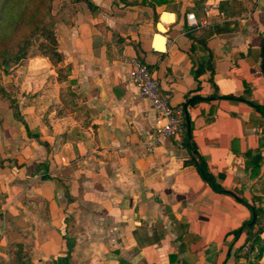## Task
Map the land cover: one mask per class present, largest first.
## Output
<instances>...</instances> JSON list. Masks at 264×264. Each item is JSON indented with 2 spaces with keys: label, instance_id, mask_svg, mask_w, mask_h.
I'll list each match as a JSON object with an SVG mask.
<instances>
[{
  "label": "crops",
  "instance_id": "0c3cea01",
  "mask_svg": "<svg viewBox=\"0 0 264 264\" xmlns=\"http://www.w3.org/2000/svg\"><path fill=\"white\" fill-rule=\"evenodd\" d=\"M90 1L56 37L66 80L35 56L14 89L30 137L0 95V264H264L241 251L264 208V0ZM127 56L183 109L223 192L182 136L146 152L155 115Z\"/></svg>",
  "mask_w": 264,
  "mask_h": 264
},
{
  "label": "rangeland",
  "instance_id": "374dc122",
  "mask_svg": "<svg viewBox=\"0 0 264 264\" xmlns=\"http://www.w3.org/2000/svg\"><path fill=\"white\" fill-rule=\"evenodd\" d=\"M84 5L82 0H54L50 4L49 14H45L43 0H20L0 14V41L9 42L12 57H19L12 61L6 73L0 67V94L6 93L13 97L16 111L19 104L15 99L14 89L22 81L27 60L44 54L50 55L52 39L56 41L61 30L72 24L74 15ZM16 15L19 18H15ZM43 27L47 30L44 33Z\"/></svg>",
  "mask_w": 264,
  "mask_h": 264
},
{
  "label": "built area",
  "instance_id": "2783aa9c",
  "mask_svg": "<svg viewBox=\"0 0 264 264\" xmlns=\"http://www.w3.org/2000/svg\"><path fill=\"white\" fill-rule=\"evenodd\" d=\"M186 21L189 27L197 25L194 15H186ZM128 66V79L136 88L139 97L148 101L155 115L154 133L148 139L143 140L147 153H152L159 142L160 137H178L184 133V111L181 107L169 104L168 96L161 90L157 79L148 66L137 59L135 56H127L122 61ZM252 133L256 136H264V125L252 128ZM264 228L259 235V241L256 248L261 249L264 257ZM242 253L249 260L255 251L251 249L250 244L242 247Z\"/></svg>",
  "mask_w": 264,
  "mask_h": 264
},
{
  "label": "trees",
  "instance_id": "16d2710c",
  "mask_svg": "<svg viewBox=\"0 0 264 264\" xmlns=\"http://www.w3.org/2000/svg\"><path fill=\"white\" fill-rule=\"evenodd\" d=\"M17 1L20 0H0L1 3V10H0V14L3 13V11H7L8 9H10V7L12 5H14V3H16ZM54 0H43V8H44V12L45 14H49L50 11V4L51 2ZM82 2L85 3V5L87 6V8L91 11H96L97 7H95L90 0H82ZM169 2V0H154V3L157 5H162V4H167ZM15 18H19L18 15H16ZM46 28L43 27L42 28V32H46ZM52 44H53V48L50 50V55L44 54L42 55L43 57L47 58L49 60V62L53 65V66H57L58 64L62 63V57L61 55L58 53L57 48H56V41L54 39H52ZM9 42L4 43L3 41H0V67L1 70L3 72H7L8 68H10L12 61L13 60H18L19 57H12V55L9 52ZM56 73H57V79L59 82H62L64 80H66V74L69 71V67H57L55 69ZM209 72L210 75H212V67L209 66ZM200 71L196 70L193 73V76L195 79H197V77L199 76ZM211 80V79H210ZM1 96L4 95V98H6L7 100H9V102L11 103V110L13 111V115L15 118L20 119V117L17 115V111L15 110V107L12 106V97H9L8 95H6V93L4 94H0ZM21 121V119H20ZM27 136L30 137L29 131L27 129V126L25 125V123H23V121H21ZM182 138H183V143L185 148H187V150L189 151L190 154H194V157H190L188 163H191L194 165V167L196 168L201 180L207 184L213 191L215 192H223V190L221 189V187L215 182L214 178L211 176V174L209 173L207 166L205 164V162L203 161V159H201L198 155V153L196 152L195 146L193 145V143L191 142L190 138H187L185 136V133L182 134ZM253 214L255 216V220L254 222L250 225L247 226V224L244 225V228L246 230V243L245 244H250L251 249L253 251H255V255L259 256L261 254V249L256 248V245L258 244L259 241V235L262 233L263 228H264V208L262 207H257V208H253ZM252 264H256V263H252Z\"/></svg>",
  "mask_w": 264,
  "mask_h": 264
},
{
  "label": "water",
  "instance_id": "95a60500",
  "mask_svg": "<svg viewBox=\"0 0 264 264\" xmlns=\"http://www.w3.org/2000/svg\"><path fill=\"white\" fill-rule=\"evenodd\" d=\"M185 123H186L185 133H186V136L189 137V121H188L187 118H186V122ZM250 210L252 211V208H250ZM254 219H255V216H254V214L252 212V220H251V223H253Z\"/></svg>",
  "mask_w": 264,
  "mask_h": 264
}]
</instances>
